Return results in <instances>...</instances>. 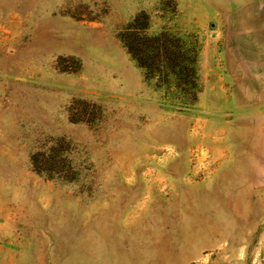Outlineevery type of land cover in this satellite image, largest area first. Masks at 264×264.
Masks as SVG:
<instances>
[{"label":"rangeland","instance_id":"obj_1","mask_svg":"<svg viewBox=\"0 0 264 264\" xmlns=\"http://www.w3.org/2000/svg\"><path fill=\"white\" fill-rule=\"evenodd\" d=\"M263 1L0 0V264H264V106L237 83L264 11L223 9Z\"/></svg>","mask_w":264,"mask_h":264},{"label":"crops","instance_id":"obj_2","mask_svg":"<svg viewBox=\"0 0 264 264\" xmlns=\"http://www.w3.org/2000/svg\"><path fill=\"white\" fill-rule=\"evenodd\" d=\"M226 4V3H224ZM230 4V3H228ZM226 10H253L264 11L263 2L242 3L239 2L238 7L223 8ZM253 40V38H252ZM244 40L248 50L240 52L237 57V73H238V91L244 92V98L253 101L254 104L264 106V50H252L249 48L256 47L255 39ZM242 41H239L241 44ZM246 90H248L246 92ZM251 183L254 187H264V113L260 117V130L257 139L252 173Z\"/></svg>","mask_w":264,"mask_h":264},{"label":"trees","instance_id":"obj_3","mask_svg":"<svg viewBox=\"0 0 264 264\" xmlns=\"http://www.w3.org/2000/svg\"><path fill=\"white\" fill-rule=\"evenodd\" d=\"M138 18L135 19L130 27L126 29V32H130L132 26L135 23H138ZM145 38L141 36L140 38H131L129 34L125 37H121V41L126 48L127 52L131 55L132 59L136 62V64L145 70L146 75H150L149 68L150 65L145 61H149L151 59L150 52H147L146 42H144ZM153 41L157 45V51L160 52V56L165 62V67L170 74L174 76V78H182L186 72L185 67L182 64V52L176 43L170 40L169 38H164V36L153 37ZM149 57V58H148Z\"/></svg>","mask_w":264,"mask_h":264}]
</instances>
